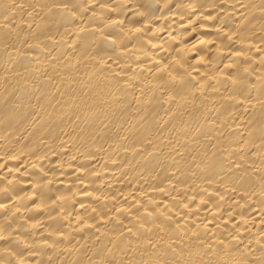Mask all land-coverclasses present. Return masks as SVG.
Wrapping results in <instances>:
<instances>
[{"label":"bare ground","instance_id":"obj_1","mask_svg":"<svg viewBox=\"0 0 264 264\" xmlns=\"http://www.w3.org/2000/svg\"><path fill=\"white\" fill-rule=\"evenodd\" d=\"M0 264H264V0H0Z\"/></svg>","mask_w":264,"mask_h":264}]
</instances>
